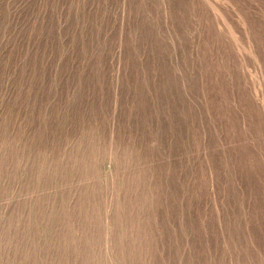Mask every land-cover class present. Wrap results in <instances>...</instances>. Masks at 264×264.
Segmentation results:
<instances>
[{
	"label": "bare ground",
	"instance_id": "6f19581e",
	"mask_svg": "<svg viewBox=\"0 0 264 264\" xmlns=\"http://www.w3.org/2000/svg\"><path fill=\"white\" fill-rule=\"evenodd\" d=\"M212 1L43 0L38 7L46 18L41 31L52 57L59 59V65L47 73L48 97L61 98L70 92L77 97L79 115L86 123L72 133L79 136L78 145L89 142L91 155L81 151L76 157L68 154L65 163L57 158L43 162L48 171H0V178L5 176L9 185L17 186L16 191L0 187V202L7 203L0 207V264H108L98 201L100 154H92L106 146V135L93 121L108 122L104 117L111 110L116 63L122 66L112 162L117 166L116 161L120 165L133 160L139 173L115 171L121 201H116L114 226L108 233L113 263L145 264L144 253L152 248L160 224L154 214L158 201L165 214L190 222L162 224L167 249L162 264H178L182 259L187 264H227L228 257L234 264H264V84L246 68L259 67L264 78V0H227L228 7ZM230 10L245 25L253 48L251 57L240 50L244 36L240 22L228 19ZM117 47L121 55L114 60ZM74 49L83 59L76 64L70 56ZM22 64L35 72L32 57ZM84 81L89 82L82 85ZM86 86H91L92 94L85 91ZM103 87L108 94L100 108ZM27 101L30 115L25 124L33 130L30 140L40 143L48 128L53 138L68 137L42 115L34 100ZM64 107V103L51 106L54 110ZM54 116L59 123L65 122L60 112ZM126 119L132 124L128 129L123 126ZM124 129L134 133L128 141L122 138ZM11 144L0 141L2 147ZM53 144L50 139L43 147ZM132 147L140 152H132ZM202 151L216 169L220 218L232 217L234 223L226 225L222 235L213 233V251L207 241L202 250L186 252L182 241L190 234L198 236L206 225L214 227L218 220L214 207L206 206L205 222L200 204L208 198L207 177L188 166L193 162L204 171ZM75 173L92 181L89 189L76 191V206L70 207V182ZM153 174L157 179L149 189ZM57 183L61 189L47 191ZM156 190L161 201L153 193ZM35 192V196L20 198ZM190 205L196 206L193 213ZM251 231L257 239H251ZM172 237L173 244L168 242Z\"/></svg>",
	"mask_w": 264,
	"mask_h": 264
},
{
	"label": "rangeland",
	"instance_id": "374dc122",
	"mask_svg": "<svg viewBox=\"0 0 264 264\" xmlns=\"http://www.w3.org/2000/svg\"><path fill=\"white\" fill-rule=\"evenodd\" d=\"M215 0L212 1L214 3ZM224 6H229L227 0H219ZM33 0H0V141L12 142L11 146H0V171H48L43 169V162L47 163L51 159L57 158L61 163H65L68 160V154H74V157L78 156L81 151L87 155L88 154V143L83 142V144H77V134H73V131L80 130L86 123L85 118L79 115V101L73 92H70L61 98L48 97V85L49 80L47 78V73H50V67H57L59 65V59H54L52 53L49 50L47 38L45 34L41 31L45 27V15L44 11L40 12L38 7L42 5L43 0H37L36 6H32ZM7 5L6 8H2ZM256 13L255 10L251 11ZM234 13V14H232ZM233 16V17H232ZM236 17V19H235ZM41 18V20L39 19ZM228 19L235 22H240V32L244 36V46L240 45V50L243 51L246 57H251L252 55V43L249 39L248 33L245 30V25L234 10H230L228 14ZM123 23V18L120 20V25ZM233 33L236 37L239 33L233 29ZM121 47H117L115 50L114 60H118L121 55ZM33 53V54H31ZM72 58V63L76 64L83 59L80 58L75 49L70 52ZM27 57H32L36 62L35 72L32 73L31 68L25 66L23 67V61ZM259 64V61H257ZM121 64L116 63L115 68L112 71V84L111 86L114 91L111 97V110L109 114H106L107 123L106 125L100 121H93L96 129H100L102 133L105 132L106 135V146H102L99 152L92 154H100L97 157V162L100 165L99 171H102L100 175L101 190L98 196V201L101 203L102 213L100 219L104 224V234H105V244L103 246L104 251L110 255L112 241L109 238V229L114 226V216L113 211L117 206L116 201H121L120 193L117 192L116 176L115 171H133L134 174L139 173L137 171V163L133 160H127L114 166L112 158L114 155V150L116 147L113 144L114 139L117 136V117L118 112V101L120 97V71ZM254 78L259 80L261 84H264V78L260 72V68L253 69L251 67H246ZM106 74V73H105ZM105 74H101L104 76ZM93 82H97V79L93 76ZM89 81H84L82 85H86ZM91 85V84H89ZM72 86V85H71ZM73 87V86H72ZM22 88V92H18V89ZM85 91H89L92 94L91 86H86ZM255 91V88H254ZM25 94V96H24ZM108 92L102 89L100 95V108L104 107L105 95ZM87 97H90L86 93ZM98 96V95H97ZM28 99L35 101V105L42 109V115L47 117V120L51 121V124L59 126L63 134H67L68 137L59 140L54 137V133L50 128L46 129L41 136L40 143L37 141H32L30 138L33 136V130L30 126L26 125V121L30 115V110L28 107ZM57 103H64L65 107L61 110L53 109ZM56 113L60 112L65 115V122L63 124L55 118ZM34 115L32 117H36ZM50 124V125H51ZM123 126L129 128L132 124L126 119L123 121ZM105 127V129H104ZM98 131V130H97ZM123 133V140L128 141L129 138L134 136V133L129 134L125 129ZM54 141L52 147L46 146L49 140ZM135 140V138H132ZM205 141V137L203 138ZM29 142H32L29 146ZM150 148H152L151 143H149ZM121 149V148H120ZM132 152H140L138 148L132 147ZM137 157V156H136ZM150 160L153 157L148 156ZM201 158L203 160L202 164L205 165L204 171H201L199 165H194V163L188 164L195 172H202L206 174L207 182L205 184L206 193L208 195L207 200H203L200 204L201 210L204 212V220L207 222L208 211L205 209L214 207L216 217H218L215 226L206 225L203 227L198 234V236L192 237L190 234L181 243V248L184 251L192 250H202L206 244L209 242V248L211 251L214 250V243L211 241V237L214 232H218L220 235L224 233V227L226 225H232L234 219L228 217L225 221L220 218L221 210L218 206L219 198L217 196V190L214 181V174L216 169L208 162L205 152H201ZM140 160L137 157L136 161ZM128 162H132L131 164ZM47 167V166H46ZM178 168L177 171H180ZM158 171V169H154ZM87 178V179H86ZM83 177L78 173L72 178L70 184L72 186V193L69 196L68 205L70 207L76 206L74 204L75 199L78 197L76 192L78 189H89L91 178ZM157 176L154 174L151 176L150 181L147 186L150 189L154 184L153 180H156ZM8 179L5 176L0 178V187L3 186L7 191H16L17 186L15 184L9 185ZM68 184V185H70ZM241 184V182H240ZM62 185L60 183L51 184L48 186L47 191H56L61 189ZM41 193V192H40ZM39 193V194H40ZM42 193L45 194V191ZM158 200L161 201L160 194L158 195V190L153 192ZM37 192L33 194H27L21 196L20 198L35 196ZM157 206H155V216L160 220L158 230L153 235L152 248L147 249L144 253L145 264H162L165 262L167 256V249L165 246L164 234H162V224L167 226L175 225L177 222L182 221L187 222L183 217L174 218L172 215H167L160 208L158 201H156ZM169 203L168 199L164 200L165 206ZM7 206V203L0 202V207ZM196 209L195 205H190V212H194ZM134 210L130 209L129 212ZM73 214H77L72 212ZM124 219V218H123ZM167 221V223H165ZM193 223V222H192ZM196 224V223H195ZM73 227L77 226V222L73 219ZM91 229L92 225L88 224ZM127 229L129 226H126ZM79 229V227H78ZM251 239H257L254 231H251ZM174 243L175 239L172 237L168 242ZM222 243L224 240L222 239ZM142 256V255H141ZM107 257V263L112 264V258ZM112 261V262H111ZM180 260L178 264H187L186 261ZM227 264H234V260L231 257L227 258ZM114 264V263H113Z\"/></svg>",
	"mask_w": 264,
	"mask_h": 264
}]
</instances>
